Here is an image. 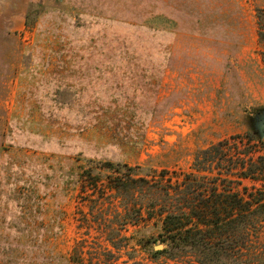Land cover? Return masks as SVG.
<instances>
[{
  "label": "rangeland",
  "instance_id": "obj_1",
  "mask_svg": "<svg viewBox=\"0 0 264 264\" xmlns=\"http://www.w3.org/2000/svg\"><path fill=\"white\" fill-rule=\"evenodd\" d=\"M173 1L0 0V264H197L153 258L161 228L121 218L107 163L175 184L227 143L199 175L244 162L225 186L264 217V0L200 1L201 34L195 0ZM247 231L244 261L264 264V223Z\"/></svg>",
  "mask_w": 264,
  "mask_h": 264
},
{
  "label": "trees",
  "instance_id": "obj_2",
  "mask_svg": "<svg viewBox=\"0 0 264 264\" xmlns=\"http://www.w3.org/2000/svg\"><path fill=\"white\" fill-rule=\"evenodd\" d=\"M154 1L161 5L169 2ZM200 1L202 0H195L192 4L193 23L198 34L205 33L202 28L205 23L202 10L204 4ZM228 1L234 2L212 1L216 10L221 9V16L226 15L224 8ZM172 3L176 11L183 6L181 0H174ZM152 7L154 10L150 14L151 18L170 20L174 25L172 32L181 29L182 24L177 18L168 17L158 7ZM146 23L137 24L143 26ZM146 28L155 33L166 31L150 25ZM225 146L227 143H221L201 150L194 163L198 174H189L183 180H177L175 184L166 178L165 172L155 176L142 170V173L138 174L137 168H129L127 165L116 167L107 163L113 168L109 178L113 186L107 191L114 192V197L120 199L121 208L124 210V215L120 214L121 218L132 215L133 225H138L146 218L161 228L160 237L167 248L156 251L153 258L165 256L175 261L182 256H191L197 264H255L244 261V231H255L264 223V217L262 214L260 216L258 209L249 210L250 213L244 214V193L237 192L232 186H225L226 183H237L231 174L235 170L239 180L250 177L254 172H244V162L231 160L226 162L228 173L220 174L225 177L221 181L199 175L200 171H206L205 165L210 162L218 161L217 165L222 166V161L229 158ZM262 167L264 168V163ZM219 182L224 183L225 190H220Z\"/></svg>",
  "mask_w": 264,
  "mask_h": 264
},
{
  "label": "water",
  "instance_id": "obj_3",
  "mask_svg": "<svg viewBox=\"0 0 264 264\" xmlns=\"http://www.w3.org/2000/svg\"><path fill=\"white\" fill-rule=\"evenodd\" d=\"M157 249L161 250L162 249V246L157 247Z\"/></svg>",
  "mask_w": 264,
  "mask_h": 264
},
{
  "label": "crops",
  "instance_id": "obj_4",
  "mask_svg": "<svg viewBox=\"0 0 264 264\" xmlns=\"http://www.w3.org/2000/svg\"><path fill=\"white\" fill-rule=\"evenodd\" d=\"M20 5L23 6V3H21Z\"/></svg>",
  "mask_w": 264,
  "mask_h": 264
}]
</instances>
